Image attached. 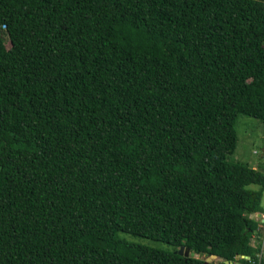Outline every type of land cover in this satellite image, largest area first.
<instances>
[{
    "label": "trees",
    "instance_id": "16d2710c",
    "mask_svg": "<svg viewBox=\"0 0 264 264\" xmlns=\"http://www.w3.org/2000/svg\"><path fill=\"white\" fill-rule=\"evenodd\" d=\"M239 114L264 0H0V264H264Z\"/></svg>",
    "mask_w": 264,
    "mask_h": 264
},
{
    "label": "rangeland",
    "instance_id": "374dc122",
    "mask_svg": "<svg viewBox=\"0 0 264 264\" xmlns=\"http://www.w3.org/2000/svg\"><path fill=\"white\" fill-rule=\"evenodd\" d=\"M236 128L238 131V144L235 152L229 158L235 161L246 162L250 166L264 171V121L247 114H239ZM252 186L258 187L257 185ZM122 236L133 242H139L162 249H174V246L170 244L153 241L145 237L124 233ZM207 259L210 262L215 260L212 256L207 257Z\"/></svg>",
    "mask_w": 264,
    "mask_h": 264
},
{
    "label": "water",
    "instance_id": "95a60500",
    "mask_svg": "<svg viewBox=\"0 0 264 264\" xmlns=\"http://www.w3.org/2000/svg\"><path fill=\"white\" fill-rule=\"evenodd\" d=\"M258 215L261 216L262 213L258 212ZM264 222V218L263 221ZM261 232L264 233V227L261 229ZM180 254L182 255H187V256H198L199 258H206L205 260V264H210V261L207 259V257H209V253H204V252H200L198 255H196V252L194 250H191L189 247H185V246H181L179 251ZM212 257L216 258V255H212ZM232 262L229 260H226V264H231ZM236 264H241L240 262H237Z\"/></svg>",
    "mask_w": 264,
    "mask_h": 264
},
{
    "label": "crops",
    "instance_id": "0c3cea01",
    "mask_svg": "<svg viewBox=\"0 0 264 264\" xmlns=\"http://www.w3.org/2000/svg\"><path fill=\"white\" fill-rule=\"evenodd\" d=\"M258 214V213H257ZM256 217L257 218H261V220L263 221V218H264V213H262V215L261 216H259V215H256ZM264 227V226H263Z\"/></svg>",
    "mask_w": 264,
    "mask_h": 264
},
{
    "label": "built area",
    "instance_id": "2783aa9c",
    "mask_svg": "<svg viewBox=\"0 0 264 264\" xmlns=\"http://www.w3.org/2000/svg\"><path fill=\"white\" fill-rule=\"evenodd\" d=\"M263 251H264V240H263ZM250 259V257H248Z\"/></svg>",
    "mask_w": 264,
    "mask_h": 264
}]
</instances>
